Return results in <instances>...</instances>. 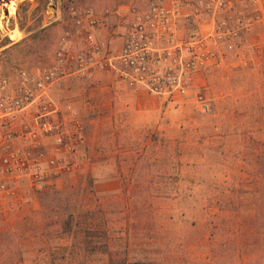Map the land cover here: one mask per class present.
Masks as SVG:
<instances>
[{"label": "rangeland", "instance_id": "obj_1", "mask_svg": "<svg viewBox=\"0 0 264 264\" xmlns=\"http://www.w3.org/2000/svg\"><path fill=\"white\" fill-rule=\"evenodd\" d=\"M150 1L23 0L15 9L7 4L3 11L5 28L0 30V75H15L13 62L50 63L61 37L73 29L69 20L72 6L89 7L100 14L114 13L109 28L114 34L125 6L145 9ZM49 27V35L44 37L49 45L45 51H39L43 46L35 44L40 38L34 45L28 38ZM14 45L30 53L13 51L5 55ZM69 80L57 84L61 85V95H54L55 85L52 96L74 107L75 103L70 101L74 98L87 106V112L82 115L88 132L81 149L80 168L65 177L57 189L37 193L27 183L16 187L17 196L0 210V264H52L54 260L55 264H74L68 251L61 250L57 226L50 224L51 216L46 218L48 213L41 207L40 199L44 194L74 185L80 196L79 205L93 206L96 200L87 187L89 176L97 183L112 178L122 182V193L99 198L106 212L102 216L106 226L112 237L118 238L113 251L118 248L119 255H123L119 244L120 239L125 241L124 229L133 222L128 217L141 223L146 239L130 237V261L151 255L149 250L142 252V249L152 235L145 227L144 216L136 218L135 200L128 199L133 194L139 202L148 198L146 210L153 213L149 217L154 219L150 230L162 236L159 241L151 242L161 249L153 256L158 264H264V209H260L264 181L259 159L244 164L246 182L238 186L232 178H226L231 156L226 159L227 155L220 156L217 149L220 143L225 145L228 141L236 146L238 140L226 136L237 130L253 132L245 137L253 148L257 145L250 137L255 141L264 139V60L257 66L225 70L214 80L209 92L210 114L200 113L193 100L176 105L163 99L150 124L144 122L139 105L132 111L124 101L102 103L96 98L89 99L87 81ZM71 82L69 91L73 96L64 97L63 92ZM122 90L125 89L118 91ZM92 91L98 94L99 90ZM257 129L263 132L253 131ZM251 153L257 155L260 150ZM237 204L244 206L239 213L235 210ZM224 242L235 246L226 256L221 250ZM63 245H67V240ZM96 258L94 264H107L108 256Z\"/></svg>", "mask_w": 264, "mask_h": 264}, {"label": "built area", "instance_id": "obj_2", "mask_svg": "<svg viewBox=\"0 0 264 264\" xmlns=\"http://www.w3.org/2000/svg\"><path fill=\"white\" fill-rule=\"evenodd\" d=\"M123 9L112 34L111 11L70 7L73 29L50 63L0 75V210L17 186L43 193L80 168L87 124L52 96L55 85L106 75L115 87L176 105L193 100L210 114V84L264 60V0H151Z\"/></svg>", "mask_w": 264, "mask_h": 264}, {"label": "trees", "instance_id": "obj_3", "mask_svg": "<svg viewBox=\"0 0 264 264\" xmlns=\"http://www.w3.org/2000/svg\"><path fill=\"white\" fill-rule=\"evenodd\" d=\"M69 20L70 23L72 22L73 24L72 15H70ZM50 29L51 27L45 28L42 31H39L38 33L30 36L28 40H31L32 45H34L36 39L40 38V40H38L35 45L39 47L43 46L42 49H39V51H45L49 43L45 42L44 37H48ZM5 45L6 43L2 44L1 46L4 47ZM19 48L20 45H14L7 49L4 54H10L13 51H19L20 53L26 52V50H19ZM30 48H32V46ZM26 53H30V51L27 50ZM11 64L13 65V68H15V70H17L18 72L22 69H29L41 66L44 63L26 61L20 63L13 62ZM250 140H253L254 143H256L257 145V147L253 148V150H260L258 159L261 164V174L264 181V139H258L255 141V139L250 137ZM87 182L89 192L94 196V199L96 200V204H93L94 207L91 205L88 207L87 205H79L80 196L76 192L74 185L67 187L66 189L54 190L41 196V207H43V209L48 213V215H46V218L51 216L50 224L53 223V225H56L58 234H60L59 240L62 242V245L60 244L59 246L61 247V250L68 251V256L72 257L74 264H94L95 260L98 259L96 258L98 257V255L108 256V259L106 261L107 264H131L130 262L132 261L129 260L132 249L129 243L130 237H137L136 239L139 240L146 239H144V235H142V229L140 225L141 223H139L137 220H131V217H128V221L133 222L129 223V225H126L124 229L125 241L123 242L120 239L119 245L123 255H119L120 252L118 251V248L116 249V252H114L113 249L115 248V242L118 241V238L115 239L112 237L108 227L106 226L105 218L102 217L103 214H105L106 212L104 210L103 205L101 204V198L96 195L94 189V179L89 176ZM84 192H86V190ZM166 197L170 198V195H167ZM146 198L141 199L140 202L137 201L133 194L130 195L128 198L132 201L135 200L136 209L134 211L137 214L136 218H138V216L139 218L144 216L142 218H144V223L146 224L145 227L146 229H149V232L152 233V235H150L149 237L148 242L145 243L144 249H142V252H147L149 250V252H151V255L145 256L144 258L136 259L132 262V264H158V260L153 258V256L161 252L160 247H157L159 245L152 244L154 241H159L162 236L160 233H156L155 230H150V227L154 226V219L152 217H149L150 215H153V213L146 210V205L149 202L148 200H146ZM217 202H219L220 204V199ZM260 207V209H264V192L262 194V202ZM238 209L236 210V213L240 212ZM142 226H144V224ZM66 240L67 245L64 247L63 242ZM138 247L140 246L135 245L134 248L139 249ZM234 248V244L229 245L227 242L222 243L221 250H223V256H226L227 254L231 253ZM209 258L210 257H208V259ZM55 263L56 260L52 262V264Z\"/></svg>", "mask_w": 264, "mask_h": 264}, {"label": "crops", "instance_id": "obj_4", "mask_svg": "<svg viewBox=\"0 0 264 264\" xmlns=\"http://www.w3.org/2000/svg\"><path fill=\"white\" fill-rule=\"evenodd\" d=\"M108 34H109L108 31H102V33H100V37H105ZM69 81H74V80H69ZM112 82L113 81L110 79V77H108L106 75L99 77V79H97L95 82H88V81L85 82L86 84L90 85V87H89L90 93L88 95V98L89 99L96 98L97 101L99 100V102H102V103H108V101H111V100L124 101V102L130 104V106L129 107L127 106V107L129 110H132V111H136L135 105H139V108H140L139 112H141L142 115L145 116L144 122L146 124H150V121H152L153 118L158 114L157 111L162 106V100L163 99L158 98V97H152L149 95L147 96L143 92H141V90H139V89H133V90L125 89L122 91H118L121 88L113 86ZM72 84H73L72 82L67 84L68 88H66V91L64 90V92H63V94L65 93L64 97L73 96V92L69 91L70 88H72V86H73ZM103 86H105V88H102ZM109 87H112L113 89H110ZM94 89L99 90L98 94L92 93V92H94V91H92ZM53 92H54L55 96L61 95L62 94L61 85H57L55 87V89L53 90ZM70 101L71 102L73 101L75 103V109L80 113V115H83L87 112L86 104L79 102V100L75 99V98L73 100H70ZM116 104H119V102H116ZM119 105H121V102ZM216 130L218 131L219 129L217 128ZM253 131L258 132V134H259V133H261L262 130L257 129V130H253ZM87 132H88V126H87ZM241 132L242 131L237 130L236 132L234 131V134L232 133V135H231V133H230L229 136H226V139L227 138L228 139L229 138L237 139L238 143L236 146L233 147L231 145V143H229V141L226 142L225 145L223 142V143H220L219 146H217V149H219V151H221L220 156H226L227 155L226 159H228L231 156L230 159H232V161L229 163L230 164L229 168H228L229 170L226 171L227 172L226 178H228V179L232 178V180L238 186H240V183H242L241 186H244V182H246L245 177H244V175L246 173V166L244 164L255 161V158L258 159V155H259V154L254 155L253 153H251L253 151V147L251 146L250 142H248L247 139H245V137H247L249 135V133L251 134L253 132H249L248 130L243 131L242 133ZM223 139H225V138H223ZM192 156H195V153ZM194 162H195L194 165L196 166L197 161H194ZM186 165H189V164L187 163ZM94 188H95V191H96L98 196H100V195H116V194H120L123 192L122 182L119 178H112L110 180H101L98 183L95 182ZM243 207L244 206H241V204L240 205L237 204V207L235 210H237L239 208L238 210L242 211L244 209ZM249 207L250 206H248V208Z\"/></svg>", "mask_w": 264, "mask_h": 264}, {"label": "bare ground", "instance_id": "obj_5", "mask_svg": "<svg viewBox=\"0 0 264 264\" xmlns=\"http://www.w3.org/2000/svg\"><path fill=\"white\" fill-rule=\"evenodd\" d=\"M22 1L23 0H0V30L5 28L4 22L6 19L4 18L3 11H6L4 8L8 7L7 4H9L12 9H15Z\"/></svg>", "mask_w": 264, "mask_h": 264}]
</instances>
